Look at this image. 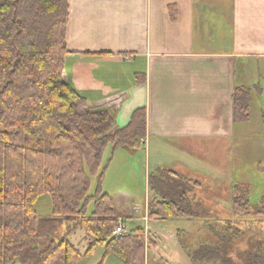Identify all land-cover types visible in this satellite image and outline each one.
Wrapping results in <instances>:
<instances>
[{
  "label": "trees",
  "instance_id": "obj_1",
  "mask_svg": "<svg viewBox=\"0 0 264 264\" xmlns=\"http://www.w3.org/2000/svg\"><path fill=\"white\" fill-rule=\"evenodd\" d=\"M69 12V0H0V264H78L100 247L104 258L146 264L145 229L115 237L120 214L101 187L108 149L142 148L146 111L112 135L114 112L90 107L65 80ZM250 100L236 90V123L249 119ZM94 178L99 185L91 195ZM200 187L173 171L150 175L148 219L205 221L204 232L202 226L178 233L192 264H264V242L251 244L236 262L234 238L218 234L194 196ZM45 195L52 214L41 218L36 204ZM248 208L246 195L235 198V215ZM256 209L264 217V205ZM82 229L91 237L84 248L72 241Z\"/></svg>",
  "mask_w": 264,
  "mask_h": 264
},
{
  "label": "crops",
  "instance_id": "obj_2",
  "mask_svg": "<svg viewBox=\"0 0 264 264\" xmlns=\"http://www.w3.org/2000/svg\"><path fill=\"white\" fill-rule=\"evenodd\" d=\"M69 6L65 80L90 107L114 112L112 135L129 126L136 111H146L142 148H110L109 163L144 154L153 173L186 176L212 146L228 159L236 90L250 94V111L264 101L256 83L264 76V0H69ZM108 195L120 215L130 208ZM134 216L128 219L136 223ZM186 221L191 233L199 226ZM144 229L153 242L146 253L151 264H192L180 229Z\"/></svg>",
  "mask_w": 264,
  "mask_h": 264
},
{
  "label": "rangeland",
  "instance_id": "obj_3",
  "mask_svg": "<svg viewBox=\"0 0 264 264\" xmlns=\"http://www.w3.org/2000/svg\"><path fill=\"white\" fill-rule=\"evenodd\" d=\"M258 73L261 74L259 69ZM256 83L257 85L262 83L263 91L259 92L264 95V76H259ZM215 151L217 152L212 146L210 151L204 152V156H201L203 164L193 171H187L184 175L201 183V187L194 190V196L203 207L209 210V221L213 222L215 227L216 223L218 224V229H216L218 234H226L234 238L232 257L239 263V255L245 252L251 244L264 242V217L255 215L256 208L261 209L264 205V101H256L250 111L248 121L236 123L233 153H229L228 159L225 156L220 157ZM106 157L107 153L104 162L105 174L101 181L102 191L112 197H118V203L129 205L130 208L125 209L127 212L119 215V220L125 221L127 231H130L133 225H137L142 228L148 226L151 231L156 230L162 234L178 229L181 231L185 229L188 231H184L185 233H191L188 229L189 227L192 229L193 224H189L186 220L161 221L159 227H155L154 221L144 220V215L146 213L148 216L149 206L154 199L149 188V176L155 174L153 173L155 168L147 166L144 154L132 160L125 155L124 157L118 155V165L114 161L109 163ZM98 185V178L92 179L91 195L95 194ZM242 195L249 198V208L246 214L238 216L235 215L234 201L236 197ZM118 208L120 209L119 205ZM36 209L41 218L50 217L52 214L51 197L49 195L41 197L36 204ZM131 215L137 218L136 223L128 219ZM197 222L199 226L192 233L200 231L202 226L204 232L205 221ZM237 228L241 230V234L236 236ZM75 236L72 241L81 248H84L91 238L83 229L77 231ZM152 244L151 239L148 240L146 236V253ZM108 260H111L109 264L111 262L112 264H123L112 255L104 258V249L101 247L78 264H104ZM151 260L150 257H146V263L151 264Z\"/></svg>",
  "mask_w": 264,
  "mask_h": 264
},
{
  "label": "built area",
  "instance_id": "obj_4",
  "mask_svg": "<svg viewBox=\"0 0 264 264\" xmlns=\"http://www.w3.org/2000/svg\"><path fill=\"white\" fill-rule=\"evenodd\" d=\"M127 233V225L123 219L119 220V227L118 229L114 232L115 237H120L123 234Z\"/></svg>",
  "mask_w": 264,
  "mask_h": 264
}]
</instances>
